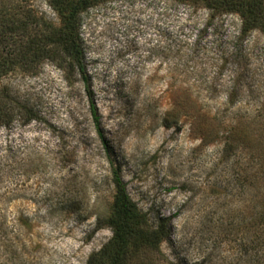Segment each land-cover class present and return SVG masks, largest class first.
<instances>
[{"label":"rangeland","instance_id":"obj_1","mask_svg":"<svg viewBox=\"0 0 264 264\" xmlns=\"http://www.w3.org/2000/svg\"><path fill=\"white\" fill-rule=\"evenodd\" d=\"M18 1L60 26L47 0ZM79 32L86 82L48 62L1 82L38 118L0 124V264H86L112 236L111 164L167 221L131 264H264V183L247 179L264 160V32L162 0L89 9ZM243 120L252 138L226 146Z\"/></svg>","mask_w":264,"mask_h":264},{"label":"trees","instance_id":"obj_2","mask_svg":"<svg viewBox=\"0 0 264 264\" xmlns=\"http://www.w3.org/2000/svg\"><path fill=\"white\" fill-rule=\"evenodd\" d=\"M50 8L60 19V26L53 28L48 22L20 6L18 0H0V124L8 126L15 118L29 123L37 120V114L17 100L12 90L1 85L9 74L19 71L35 74L42 64L48 62L66 70L73 69L84 82L85 67L80 40V17L89 9L116 0H47ZM189 9H203L214 16H237L240 20V36L255 31L264 32V0H162ZM232 105L234 103H231ZM94 123L98 126L97 112L91 107ZM256 124L240 121L228 129L226 137L230 146L246 145L250 130ZM228 143V144H229ZM232 148V147H231ZM261 160H263L261 158ZM111 163V161H110ZM260 169L250 177L264 183V160ZM111 181L114 194L109 212L98 224L108 227L112 236L86 264H131L135 256L145 251L158 252L168 238L167 221L160 220L154 226L126 191L120 170L111 164Z\"/></svg>","mask_w":264,"mask_h":264}]
</instances>
